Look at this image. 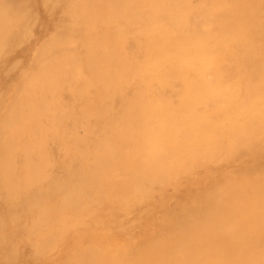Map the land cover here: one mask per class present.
Wrapping results in <instances>:
<instances>
[{
	"label": "bare ground",
	"instance_id": "1",
	"mask_svg": "<svg viewBox=\"0 0 264 264\" xmlns=\"http://www.w3.org/2000/svg\"><path fill=\"white\" fill-rule=\"evenodd\" d=\"M0 264H264V0H0Z\"/></svg>",
	"mask_w": 264,
	"mask_h": 264
},
{
	"label": "rangeland",
	"instance_id": "2",
	"mask_svg": "<svg viewBox=\"0 0 264 264\" xmlns=\"http://www.w3.org/2000/svg\"><path fill=\"white\" fill-rule=\"evenodd\" d=\"M19 1H21V0H19ZM30 1V0H29ZM36 2H37V0H32V3L33 4H36Z\"/></svg>",
	"mask_w": 264,
	"mask_h": 264
}]
</instances>
